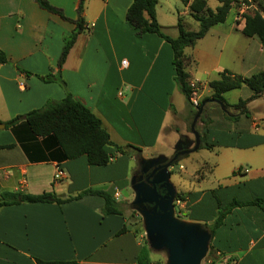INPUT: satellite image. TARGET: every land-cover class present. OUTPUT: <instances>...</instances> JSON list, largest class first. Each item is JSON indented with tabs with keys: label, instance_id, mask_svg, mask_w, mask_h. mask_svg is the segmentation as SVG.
<instances>
[{
	"label": "crops",
	"instance_id": "obj_1",
	"mask_svg": "<svg viewBox=\"0 0 264 264\" xmlns=\"http://www.w3.org/2000/svg\"><path fill=\"white\" fill-rule=\"evenodd\" d=\"M45 1L66 20L40 9L35 0H0V52L6 59L0 63V193L66 199L102 191L114 198L120 215L103 216V199L92 195L61 205L3 207L0 264H36V259L158 264L160 255L145 242L150 241L145 225L129 223L123 208L136 204L138 189L146 190L164 173L168 185L156 187L164 195L173 192L176 221L208 238L203 264H264V92L234 109L252 95L246 86L223 95L229 107L213 101L208 86L223 71L242 78L261 72L259 39L244 36V23L237 27L233 17L184 50L188 81L199 86L195 112L175 81L170 45L154 34L136 37L126 22L133 0ZM81 1L85 30L60 75L73 99L100 119L110 142L124 151L103 167L89 166L84 156L63 159L51 138L34 137L23 121L4 126L48 100L64 98L58 84L36 76L57 73L63 39L76 29ZM155 16L171 39L178 36V18L190 31L184 21L189 8L180 0H157ZM184 158L193 161L187 184L172 183ZM151 169L147 179L143 173ZM57 170L63 176L54 181Z\"/></svg>",
	"mask_w": 264,
	"mask_h": 264
},
{
	"label": "trees",
	"instance_id": "obj_2",
	"mask_svg": "<svg viewBox=\"0 0 264 264\" xmlns=\"http://www.w3.org/2000/svg\"><path fill=\"white\" fill-rule=\"evenodd\" d=\"M184 5H188L190 17L199 24L196 32L185 30L181 19L178 18V36L171 39L163 35L156 21L155 6L157 0H133L126 12V22L135 30V36L140 37L145 34H154L170 45L173 54V68L175 81L180 93L184 96L187 104H190L189 76L185 72L184 50L193 47L195 43L202 39L210 28L226 21L232 9L234 0H216L218 6L211 10L207 6L206 0H180ZM40 9L59 16L66 20L63 14L52 7L45 0H35ZM83 1L78 6V18L74 22L76 29L63 39V48L57 62V73L45 76H36L43 83L54 82L65 92V96L60 101L48 100L42 108L33 110L27 114L13 118L4 123L5 128L14 126L23 121L30 133L37 138H51L62 153L65 160L75 159L84 156L89 166L103 167L107 165L114 154H123L122 148L110 142L109 135L102 127L100 119L84 107L80 102L73 99L68 93L66 84L62 80L60 70L69 50L72 48L76 37L85 30L82 18ZM242 34L246 37H257L264 47V20L258 15L246 16L242 28ZM0 63H6L5 56L0 52ZM21 72V69H19ZM26 75H31L24 72ZM212 90L211 99L219 102L225 107H229L223 98L226 92L240 89L246 86L252 93L250 98L239 101L232 107L242 108L247 102L259 98L264 92V69L247 78L234 76L223 71L219 73V78L208 83ZM200 104L196 107V111ZM9 148V147H8ZM92 195L103 199V216L120 215L118 205L114 198L102 191L87 190L76 197L66 199L56 198L50 193L41 195H28L20 193L1 192L0 209L3 207L16 206L20 204L56 203L58 205L71 202ZM124 230V229H123ZM36 264H73L65 262H43L35 260Z\"/></svg>",
	"mask_w": 264,
	"mask_h": 264
},
{
	"label": "water",
	"instance_id": "obj_3",
	"mask_svg": "<svg viewBox=\"0 0 264 264\" xmlns=\"http://www.w3.org/2000/svg\"><path fill=\"white\" fill-rule=\"evenodd\" d=\"M0 128L3 126L0 125ZM167 176L164 173L163 178L154 177L146 190L139 188L137 191L139 197L136 203H156L157 213L154 217L147 216L146 211L143 212L147 218L145 226L148 237L156 233L162 235V245L168 251V264H199L206 253L208 238L173 219V196L170 195V189L165 196L158 194L156 189L162 183L166 186Z\"/></svg>",
	"mask_w": 264,
	"mask_h": 264
},
{
	"label": "rangeland",
	"instance_id": "obj_4",
	"mask_svg": "<svg viewBox=\"0 0 264 264\" xmlns=\"http://www.w3.org/2000/svg\"><path fill=\"white\" fill-rule=\"evenodd\" d=\"M256 3L259 4L261 9H264V0H254ZM207 2V6L209 9L214 10V8L218 5L216 0H206ZM239 7V3L234 0L233 4H232V9L230 10L227 19H226V24H229L233 17H234V12L238 9ZM180 9L183 8V6H179ZM184 21H186V24L188 25L187 28L190 31H198V24L197 22H195L191 17H184ZM240 26V25H239ZM238 27V26H237ZM195 112H197L195 110ZM183 162H181L180 164L183 165L184 169L182 171H179L178 168H174L173 173H172V178H171V182L175 183L176 180L183 182V184H187V179H185L184 177L186 176V173H189L192 166H193V161H191L190 159H186ZM142 169H139V165L136 167V172L138 171L140 174ZM154 169H151L145 173H143V175L147 176V179L150 177V175L152 174ZM145 176L140 179V180H144ZM157 188V187H156ZM159 192H158V188H157V193L163 194L162 191V187H159ZM166 189V188H164ZM166 191V190H165ZM122 195L125 196V191H122ZM165 195H167V193H165ZM163 194V196H165ZM170 195L173 196V192L171 191ZM169 197V196H168ZM123 210L125 211V214L128 218L129 223L131 222L133 225H139L142 228V224L146 225L145 223H147V218L146 215H144V211L148 212L147 216H155V213H157L156 210V203L152 202V203H136V204H129L126 205L125 208H123ZM173 219L176 218L175 215L172 216ZM178 219V217H177ZM176 220V219H175ZM145 230H146V226H145ZM147 232V231H145ZM148 236V233L146 234ZM148 242V244L155 250L154 252H156L157 254L160 255V259L161 261H159L158 264H168V251L163 247L162 243H163V238L161 234H154L152 236H150V241H145ZM204 260H201L199 264H203Z\"/></svg>",
	"mask_w": 264,
	"mask_h": 264
},
{
	"label": "built area",
	"instance_id": "obj_5",
	"mask_svg": "<svg viewBox=\"0 0 264 264\" xmlns=\"http://www.w3.org/2000/svg\"><path fill=\"white\" fill-rule=\"evenodd\" d=\"M239 3L238 9L234 12V21L236 26L243 24L246 16L258 15L264 20V9H261L259 4L254 0H236ZM122 65H125V62H122ZM190 87V104L196 108L199 103V86L195 83H189ZM63 176V171L57 170L54 174V181H59Z\"/></svg>",
	"mask_w": 264,
	"mask_h": 264
}]
</instances>
